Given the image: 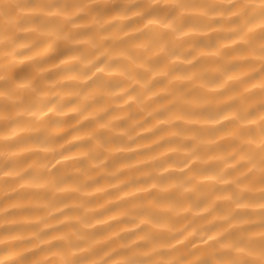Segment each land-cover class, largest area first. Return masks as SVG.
Returning <instances> with one entry per match:
<instances>
[{"label":"clouds","instance_id":"9594fccd","mask_svg":"<svg viewBox=\"0 0 264 264\" xmlns=\"http://www.w3.org/2000/svg\"><path fill=\"white\" fill-rule=\"evenodd\" d=\"M0 264H264V0H0Z\"/></svg>","mask_w":264,"mask_h":264}]
</instances>
